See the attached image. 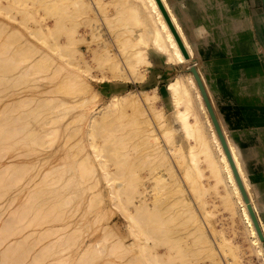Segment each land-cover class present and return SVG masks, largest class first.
<instances>
[{
	"label": "bare ground",
	"instance_id": "bare-ground-1",
	"mask_svg": "<svg viewBox=\"0 0 264 264\" xmlns=\"http://www.w3.org/2000/svg\"><path fill=\"white\" fill-rule=\"evenodd\" d=\"M2 1H5V0H2ZM6 1H8V0H6ZM126 1L124 0L123 2H126ZM222 1H224L225 4H227L226 6L229 8V11H230V14L229 13L226 14L227 16L230 15L229 18H227V16L225 15L226 18L228 19L227 20L228 23L226 22L227 25H225L224 28L221 27L218 30L217 27H216L215 30L208 31L203 26L206 25L207 23H209V20L212 21L213 23H215L216 25L219 24L220 14L222 12V7H221L220 3H223ZM0 2H1V0H0ZM123 2H122V0H27L26 4L28 3V5L25 4V6H27V8H26L27 11H28V9L30 11L29 15L31 14L30 15L31 17L33 16V18H35L37 20V22L39 21V23L42 26V27L40 26V28L41 29L43 28V31L42 30L41 31L38 30L39 32L36 31L37 34H33L34 38H38V40H40L39 37L42 38V34L44 33L43 34L44 37H45L44 39H46L47 42H50V43L54 44V45H50V44L46 43V40H45V42H43L44 44L42 43L43 45L47 44V46L45 45L46 48L48 47V45L53 46L52 49H50L51 47L50 48L48 47L47 49H50L51 51L55 50V53H53V54L57 53L56 56H58V58L60 57L62 59V61L60 63L61 65L59 66V68L62 69L61 72H64L65 70H67L68 73H66V75L69 74V72H70L69 78H68V76H67V78L70 80V82H71V80L74 83L77 82L76 83L77 85L76 84H74V85L81 87L82 91L85 88L83 93L86 91V89H89V87L92 85V83H91L92 80L96 79L97 82L102 80V77L97 76V74L95 75V73H94L95 66H94V63H93L95 60L94 61L92 60V59H96L98 61V58H100V56H105V58L107 59L106 60L104 57H101V58H104V60L107 61V62H104L105 64H103L104 66H102V68L105 67L106 64H107L106 67L109 65L107 68L113 67V66H115L116 68H119V69L121 68L124 72H122L119 69H117V70L120 71L122 76L125 74L126 77H123V79L125 80V78H126L125 82H129V81H134L135 78L137 80L138 79L141 80L143 78L144 74L142 72H140L141 69H140V71L137 70L138 69V65H136V63L142 62V60H140L142 58V56H143L144 59L147 57V55H146L147 53L146 52H147L148 48L145 47L144 43H146V45H147V42L149 41L148 43L150 44V40H151V43L153 42V45H155L156 48L154 46L153 47L157 50V52L161 51V52L164 53V57H163L164 61H165V58H166L165 55H166V53H168L167 54L168 58L171 59L172 62H174L176 64H179V65H182L184 67L185 64H188V62L195 61L194 58L197 57L196 54L198 53L199 49H203L204 50L205 48L209 47V48L213 49V51H215V52H217V49H221L224 52H233V53H235V51H236L235 43L237 41V37L243 36L247 32H250V34H252L251 30H250V24H249L250 20L247 18L248 19L247 20L248 24L246 25L244 23V20L241 19L243 17H247L245 15V11L248 9L247 0H200V1H198L200 6L211 15V16L208 15V17H207V14L205 12L203 13L199 8L197 10L198 12H195L194 14L191 13L189 11L190 10L189 9V5L187 3H185L184 0H128V3L127 2H126L127 4L125 3L127 5V8L124 7L125 4ZM8 3H10V0H9V2L0 3V5L2 4L0 6V8H2V6L4 7V4H6V6L4 8L8 9V6H7ZM111 6H112V8H111ZM134 7H135V9H133ZM130 8L132 9V11H134V10L137 11L138 21H137V19H135L136 22H134L133 17H131L133 14L131 13L132 11H130L131 10ZM223 8H225V6ZM228 8L225 9V10L227 11ZM2 9H0V11L2 12V14H0V15H2V16L7 15V17L9 15H10V17L13 16L12 14H9V15L7 14V13H9L7 11H9L10 9L9 10H5L4 9L5 11H3ZM181 10L182 11L186 10V13L182 14ZM27 11H25V12H27ZM3 12L5 13V15H4ZM129 12H130V16H129ZM223 12H225V11H223ZM234 13H238V14L236 16H234ZM248 15H249V13H248ZM221 16L224 17L223 15H221ZM13 17L10 20H12ZM27 17L29 18V16H27ZM29 19H28V22H29ZM131 19L133 20L132 22H131ZM222 19H224V18H222ZM13 20H16V19H13ZM10 22H12V21H10ZM189 22L193 23V24H197L199 32H197L196 35L192 34L190 29H188L187 24ZM1 23H3V22H0V25L2 26ZM8 24H9V22H8ZM37 24L35 23V26H37ZM5 26L7 27L6 24L3 27H0L1 29H3V31H1V29H0V31H1L0 33H2L3 36L7 32L6 29L9 28L8 27V28L5 29ZM23 26H25V25H23ZM28 29H26V30H28ZM35 29H36V27H35ZM4 30H5V33H4ZM13 30H14V28H13ZM17 30H14L17 37L16 36H15L16 38L14 37V31H13V35L10 36L11 39H13V37L15 39H18V35L17 34H21V33L18 32ZM8 32H10V31H8ZM8 32H7V34H8ZM11 32H10V35H11ZM31 32L35 33V31H31L30 30V33ZM40 32H43V33L41 34ZM32 33H31V35H32ZM38 33H39V35H38ZM35 35H36V37H35ZM21 36H22V34H21ZM21 36H19V38ZM5 37H7V35ZM130 37L132 38V40L129 39ZM42 41L43 40L41 39V42ZM97 41H99V43H100L99 46L96 43H95L96 45H94V42H97ZM132 41H136L135 44ZM137 41H139L140 43H143L142 48H144V47L147 48L146 51L143 50L146 54L141 51L142 48L139 49L141 44L140 43L136 44ZM128 45H129V47H133L131 45H135V46L137 45L138 47L136 46V48L139 49V50L138 51L135 50V52L137 51L139 53V55L141 53H143V54H145V57H144L143 54H141L140 55L141 58L140 59L137 58L139 60V62H133L134 61L133 59H135V61H137L136 57H138L139 55L135 56L133 58L131 53H130L131 48H129ZM202 46H204L205 48H202ZM54 47H55V49H53ZM133 48L135 49V47H133ZM0 49H1V47H0ZM211 49H209V50H211ZM1 51H4L3 48H2ZM46 52H47V50H46ZM132 52H134V50ZM135 52H134L133 56L135 55ZM46 54H44L45 56H43L45 58L42 57L43 58L42 59L43 62H44L45 59L48 60V57L51 58V56H52V55L49 56L47 54L48 55V57H47ZM160 54L162 55V53H160ZM168 58H167V60H168ZM61 59H59V61ZM146 59H145V63L147 62ZM42 61H41V63H42ZM48 61H46V63ZM52 61H54V59ZM211 62L213 63V62H215V60H212ZM145 63H141V64L144 65ZM193 63L195 65V62H193ZM99 64H100V62H99ZM141 64L139 63V65L142 68ZM147 64H150V62L146 63V65ZM4 65H6L5 67H7V65H9V64L4 63ZM51 65H52V63H51ZM168 65H169V63H168ZM97 66H98V64H97ZM201 66L202 67H206V65L203 66L202 64H201ZM115 67H113V68H115ZM56 68L58 69V66ZM148 68L149 67L147 66V68H145V69L147 70ZM201 70H203V69H201ZM204 71L206 73V70H204ZM71 72H72V74H75L74 77H73L74 79L71 78L73 76L71 74ZM58 73H59V71H58ZM63 76L66 79L65 74H63ZM115 76H117V75H115ZM187 76H188V74H187ZM117 77H119V76H117ZM183 77H181L179 75V77H177L178 79L176 78L177 80L175 82H172L171 84H169L170 85L169 86V90L178 99V100H174L177 103L175 108L176 107L178 108L177 105L181 104V103H179L181 100H186L188 98V102H190L191 100H193V101L196 100L195 98L198 96L197 92H196V88H194L195 89L194 90L192 85H191L193 83V82H191L193 79L191 80V78H189V80H188V77H186V80H185V77L184 78ZM207 77H208L207 83L211 86L212 89H215V91L218 93V95L220 97H222V95H224V94L222 93V91L220 90V88L218 86L217 79L214 77V75H212V73L210 71L207 73ZM92 78H94V79H92ZM104 78L105 77L103 76V79ZM120 78H122V77L120 76ZM75 79H76V81H73ZM69 80H66V82H65L62 79V81L65 82L68 85H69V83H68ZM199 80H200V77H199ZM65 83H63V84L66 86ZM194 84L196 85V83H194ZM198 84L200 86L199 82H198ZM74 85L71 84L69 86L71 88ZM202 86H203V84H202ZM204 86H203V88H204ZM74 88H76V87L74 86ZM200 89H201V87H200ZM204 91H205V88H204ZM155 92H156V90H155ZM87 93H89V92H87ZM205 93H206V91H205ZM206 95H207V93H206ZM203 96H204V94H203ZM114 97H115V100L112 99V101H110L109 104H107L106 106L100 108L95 113H92L90 121L93 124V129L91 128L92 127L91 124H90L91 127L88 125V128H90V130H92L93 132L94 131L96 132L97 129H98V126H100V125L102 126L104 124L103 127H101V126L99 127V129H100V130L98 129L99 132L101 131L100 133H105L103 131H106V132L109 133V131H111L110 135H112V133L114 135V133H116V130H117L118 127H116V130H115V127L112 126L113 124L111 125L112 121L115 122L114 119L117 118V117L121 118L120 115H122V119H125L126 115L123 117L124 113L122 114V111L128 110L127 112L125 111L126 114H127V117L130 114L129 116L133 120H135L134 123H135L136 126L132 125L134 123H132L133 120L131 121V118L130 119L126 118L125 120H127V119L130 120L131 125L128 123L129 122L128 120H127V123L129 124V126H132V127H129V126L127 127V125H126L128 130L127 131H125V130L123 131L120 128L123 125L122 124L123 122L121 120L117 119L118 123L120 121L122 122L120 127L118 128L119 131L117 130V132H119L121 134V132L123 131L125 133L124 136L126 137V140L129 139L131 137L130 135H132L133 133L134 134L137 133L136 135H138V136L140 134V136L143 137V139L139 138L140 136L137 137V138H139L141 140H146V141H144V143H145L144 146L146 147V149L142 146L143 142H141L142 143L141 146H142V148L144 150H146V151L148 150V153L150 152L149 155L151 157V161L152 162L150 160L149 161L151 162V165L153 166V169H151V173L154 172V171L155 172H154V174H151L153 177H150L151 175H149V177L151 178L149 180H151V182H147L146 183L144 181L145 179L143 180L144 181V185H142L143 182H142V184L141 183L139 184L140 179L139 180L136 179V180L139 181L138 184L140 186L137 185L140 188L139 190H141L144 187L140 191V195L138 194L140 196L139 197L140 198L139 202H135L136 200H134V201L132 200V198H131V196H132L131 194H133L132 190L129 191L131 194L128 193V195H126V197H128L130 195V197L127 198L128 201L126 202L125 194H127L126 190L128 191V189L127 188L123 189V187H126L127 185L126 186H122V189H123L122 190L121 186H118L115 183H113L114 182L113 179L111 180L110 178H109V180L105 179V180H108L107 182H109V184H106V185L110 186V187L108 186L107 189L108 190H109V188L111 189L110 192H109L111 195L110 194L109 195L111 196V198L114 199V201L119 199L118 200L119 201L118 204L122 205L125 202L126 203H128V202L131 203V204H127V205H129V207H127V208H125L124 205H122V207H121V205L118 206V204H115V203H117V201H115V203H114L118 207H121L119 209L116 207L117 210L124 209L123 211L122 210L120 211L121 213L123 212V214H124V212L126 213V211H127L128 215L127 214L124 215L125 218L127 217V221L130 222V224L127 223V225H131V221L135 223V220L137 221V219L140 218L141 220H143L144 223H142V221L140 219H138V220H140L141 223L137 222L140 225L139 224L137 225V223H135L136 224V226H135V224L132 223L133 226H135L138 230H144V231H146V233L149 232L148 233L149 235L151 233H153V234L154 233H160V231L163 230V232L161 231L162 234L160 233V235H162L163 237L159 236L160 237V239H159L158 235H157V237L153 238V239L154 240L158 239V241L162 242L163 244H165L167 242L166 244H167L168 247L166 248V251L162 252V251H159L158 247L155 248V246H159L162 243L159 244L160 242H158V241H156V243H155V241L152 240L153 241L152 242L153 244H152L151 243V238H150V236L152 234L149 236V239L146 238V239H143V240L141 239L140 240L141 237L138 236L140 234V232H138L139 233L138 234L136 232L135 228H134L135 229L134 232H131L132 229H129V231L131 230L130 233H133V235H131V236H133V239H134V236H136L137 234L138 235L136 236V238L139 237V239H136V238L134 239V241H133V243H135V244H133V246L135 245L134 247L130 246V245H127L125 238L122 237V235L117 230L112 228L110 223H108L104 227L101 224H100V226H97L96 231H101V228H100L101 226H102V230H103L100 233L101 235L98 236L97 240L95 239L93 242H90L89 244L84 245V246H83V242L84 241L81 240L82 244H78L79 243L78 241H80V240H78L77 238L80 237V236H78L76 230L69 231V232H63L62 229L63 228H68V227H72V228L78 229L77 225H80L81 224L80 222H82L83 219L81 221H78V222L77 221L76 222L75 221L74 222L73 221H69L70 219L69 220L67 219V222L65 221L64 224H63V221L61 222L59 220L62 224H60V223L57 224L56 222L58 220L56 221V219L57 218L59 219L60 216H63L64 214L61 213L62 212L61 211L60 213H58V216H56L57 218L53 216L54 215L53 213H55L56 211L57 212L60 211V209L58 208V205H56L57 206L56 208L54 207V203L53 202H55L56 196H60L59 197L60 198L59 201L58 200L56 201L57 204L59 202V207H61L64 210H67L64 207H66V205H68V204L65 203L66 205L64 206V204H63L64 202L62 203L61 200L65 201L67 199L64 196L65 194H68L66 190H68V189L70 190V187L75 185L73 183L75 181L72 182L73 184L71 186L68 185L69 186L68 189L63 190L64 189L63 186L66 183H68V181L65 180L66 177L63 178L64 175L62 177V175L59 173V177L61 176L64 179V180L61 179L62 182L64 181L63 183H65V182L66 183L62 184V185L60 184L59 189H58L59 192L56 193L55 198H53V196H52L54 193L52 195H50V197H47V198L44 197V196H47L45 194L41 198L40 201H43V199L46 198L48 201L45 200V202H47L46 204L48 206L46 207V205H44V203H45L44 202V203H42L44 205V207H43L44 209L42 207L38 208V205H40L41 202H40V204H37V202H39V201L36 202V198L38 199L37 196H39L37 194V191L39 189L40 190L42 189V191L39 190L38 193L39 192L40 193L41 192L44 193V191L46 190L44 188H46V185L49 183V180H48V177H47V173H44L39 178L38 181L36 180V182H39V183L41 182L42 183L44 181L45 184L47 183L45 185V187H43L44 185L41 184V185H43L42 186L43 188H41V187L39 188L38 186H40V185L35 184L34 190H31L29 192L27 198L25 199L26 202L23 201V203H25V204L30 203L29 206H32L33 212L31 214L34 213V216L32 217V219H30V218H29L30 220L28 219L29 213L31 212V209H29L30 207L27 205L28 206V208H27L28 210L27 211L29 212V213H27V215H28L27 219L29 220L28 222L24 221V220H26L25 219L26 218L25 217L26 213L24 211V215L23 214L21 215V213H22L21 212V213H18L19 214L18 217H13L9 222L6 221V223L8 222L10 225H12V223H14V225L6 227L8 225V223L6 224L4 222L5 224L3 225L4 226L3 229H2V227L0 228V240H1L0 242H3L4 240L6 241L7 237H8V239H10L14 235H19V239H17V238L14 239L16 241H12L11 240L15 244L12 243L10 240H8V241H10L9 245L7 244V241H6L7 245L5 244V241L3 242L4 244L0 243L1 245H6L5 246V250H6V247H7V249H9V250H6V252H4L5 251L4 248L1 250V252H0V262H1V264H24V262L27 260V256H29V253L31 251H32L31 253H33L34 251L36 253V250H35L36 247L32 248L33 247L32 243L33 244H35V243L36 244L37 243H41L42 244V243H44V241L46 239H50L49 237H51V236H52L51 240H49V241L47 240L48 242L44 243V246L41 249V251L40 250L38 251V253H40V254H37V256L35 255L32 260L30 259L31 256H29L28 258L31 261H30V263L27 262L25 264H36V263L37 264L38 263L42 264L44 259H46L48 254H50L51 252H52L51 255H53V256H51L52 260H49L47 263L45 261L44 262L45 264H66L67 260H70L71 256H73V255L75 256L76 255L75 253H77V252H78L77 255L79 257V261H77L78 259H76V261H75L76 263H74V264H79V263H81L80 261L87 262L88 259H90L91 257H95V259L97 257V259H99V256H101V260H102V259H104V258H102V255L105 256V254H103V252H102V245H103V247H105L104 250H107L106 253L109 252L110 254L108 253V255H110V256L112 255V257H114V256L115 257H125L126 255L129 256L135 250L138 251L140 249L139 251H142L143 250L142 248H144V250L142 251L143 253L141 252L142 254L140 253L141 254L140 256L145 258V259H141V261L142 260L143 261L146 260L147 261V262H145L146 264L147 263L148 264H192V262L189 260V259H192L191 257L195 258L196 262H198L200 260H203V259H209L210 260V264H219L218 261H217V257H216V255H218V254L215 253V251H214L215 249L210 244L211 243L210 239H208L210 237H208L207 236V232L204 231V229H206V227H203L204 229L202 228L203 225L204 226H206V225L204 223H203V225L199 224L200 223L198 221V220H200L198 218L199 216L198 215L195 216V214L197 212L195 213V212H193L194 210H192L193 207H194V206L192 207V205H194V204L190 203L188 201V199H187L188 198L187 197L188 196L187 193L189 192L188 191L189 189H186V187H185V185L190 187L189 185H192L193 182H194L193 177L196 175L195 174V172L197 170L196 166L201 162L200 158H197V157H200V156H198V154L201 151H203L202 147L205 148L204 151H207V153L205 152L206 153V156H205L206 160L210 164L211 169L215 173L217 178H221L222 177L223 181L225 183L227 182V180L230 181V183H232L233 190L230 188L232 190L231 194L233 195V197L235 195L237 203L240 204V207L243 209L244 215H245L246 219L248 220V222L251 225V230L250 231H251V233H252V235L254 237L253 243L256 245L257 251L259 250L258 252L259 253L261 252L260 254H262L263 253V249H262L263 245H262L261 241L264 240V236H263L264 233L262 234L261 231L263 230V232H264V221L260 218L259 212L260 211H264V205L263 204L260 205L261 204L260 203V196L264 193V188L262 186L260 187L259 183L256 182L257 181L256 177L248 171L247 165H246V158H245V156H243L241 148H239V146L232 139V137H230V136H229V138L227 137L228 138L227 139L228 143L226 145L225 141H227V140H226L225 137L228 136V135L226 134V136L224 137L223 134L226 132V129L221 130L222 127H220V124H219L220 122H218L217 118H216L217 124L219 126L221 135L223 136V139H224V143L222 142L224 149L222 148L219 151V152H221V153H219V155L216 154L217 152L214 149H215V147H217V149H218V145L219 144L221 146V142H220L221 137H220V134L218 132V129H217L215 123H214V125L216 127V130H217L218 134H216V130H214L213 129L214 127H212L214 125H212L211 121L208 120L209 118L212 117L211 113L209 114V115H211V117L208 116L209 117L208 118L206 113H205V111H204V113H205V115L207 117V118H205L204 115H203V112H202L203 108L197 107V106H199V105L196 104V101H198V100H196L195 103L192 101L193 103L191 102L190 105L195 104L197 109L198 108L201 109V112L199 111L200 114L197 112L196 122L195 123H190L189 120H188V113L191 110H189L188 107H186L187 109L184 108L185 109L184 111L178 110L180 108H178L177 110L173 108L175 110L174 113L180 118V120H179L180 124L182 123L181 126H183V128H184L183 132L185 130L187 131V132L185 131L187 133V135L185 133H183V134H185L184 136L191 137L192 135H188V134L190 133L189 129L192 128L191 129V133L194 130L199 133V134H197L198 137L200 136L199 140H198V143L200 145H202V147H200L201 151L200 150H199L200 152L197 151L198 154H196L195 151H193L194 153L192 151H190L188 153V151H187L188 155H190V158H188V160L186 159L185 164L186 165L188 164V165L183 168V166L185 164L182 161L184 160L183 157H185L184 156L185 152H184V154L181 152L183 154V157H182V155L178 152L180 148H178V149L174 148V145H175V143H173V136L174 135L171 137L172 138L171 139L169 137L170 136L169 134L172 135V133H170V132L171 131L174 132L175 130L174 129H168L167 125L164 123L165 121L163 122V120H162V122H161L160 119H159V118L162 119L164 115L162 117H159L161 115V113H158L159 112L158 110L156 111V109H153L154 107L151 108L152 105L149 104V102H150V100H152L151 103H153L154 100L152 99V96L150 95V93L147 94V93L144 92L143 94H141L140 92H135L133 90H127V92H125L124 94L116 95ZM207 97H208V95H207ZM208 99H209V97H208ZM261 99L264 100V92L262 94ZM201 100H203V99H201ZM174 101L172 102V104L174 103ZM200 101H199V104H201ZM203 101L206 102V100H203ZM203 101H202V103H203ZM186 102H187V100H186ZM186 102L182 101V103L186 104V106L189 105V103L187 104ZM206 105H207V103H206ZM173 106H174V104H173ZM192 107L196 108L193 105V106H190V109H193ZM211 107H212V105H211ZM187 110H189V111L187 112ZM212 110H213V108H212ZM209 112H210V110H209ZM213 112H214V110H213ZM117 114L119 116H116L114 118L113 116H115ZM1 115H3V113H1ZM214 115H215V113H214ZM189 116H190V114H189ZM109 119H112V121L110 120V123L108 121ZM212 120H213V118H212ZM105 121L106 122L108 121V124H106ZM136 121H137V124H136ZM213 122H214V120H213ZM109 124L111 125L110 126L111 128L112 127L114 128V129L112 128L113 131L115 130L114 132H112L111 128H110L109 131H107L109 129V127L107 128L106 126L109 125ZM125 124H124V127H125ZM118 125L119 124H117L115 126H118ZM137 125L139 127L138 130H137V128L133 129V127H137ZM164 125H166V128H165ZM68 126H70V125L68 124ZM94 126H96V128H94ZM221 126H223V125L221 124ZM66 128H68V127H66ZM103 128H106V129H103ZM130 128H132L134 131L135 130L136 131H140V133L139 132H131L132 129H130ZM94 129H96V130H94ZM90 130L88 131L89 132V136H90V134L92 132V131L90 132ZM263 130L264 129L260 128L258 132L260 133ZM222 131H225V132L222 133ZM193 133L195 134L196 132H193ZM134 134L132 135L133 139H134V137H136V136H134ZM260 134H262V133H260ZM107 135L108 134L106 133L104 135V137L102 136V134L100 136H102V140L108 141V140L105 139V136H107ZM110 135L107 136L108 139L112 137ZM117 135H119V134L117 133L115 135L116 138L114 137V140H113V138H111L114 141L115 144L114 143H112V144L110 143V142H113V141H110L111 139L108 141L111 145L110 144H106V143H104L105 141H103L102 147L107 145L108 148L107 147L105 149L102 148L101 150L104 151L106 149H109V147H111V146L114 147V145L116 147L117 146L116 144L118 142L121 143L120 141H125L124 140L125 137L122 136L123 134H121V136L119 135L120 137L117 136ZM217 135H219L220 139L217 137ZM94 136L96 137V135H94ZM91 138L93 140V137H91ZM119 138L121 140H117ZM186 139H187V137H186ZM129 141H130V139H129ZM140 141L137 143V144H139V146L138 145L136 146V142L134 141L135 142L134 143L131 140L130 142L134 143V144L133 143L131 144L129 142L133 146L132 149H134L135 148L134 146H136L135 150L136 149L139 150L141 148ZM162 141L165 142L164 144H166L168 147L165 145L166 148H164L161 145ZM221 141H222V139H221ZM104 144H106V145H104ZM126 144H128V142L123 144V145H126ZM130 144H128V145H130ZM187 144H190V143H187ZM123 145H122V148L127 149L128 146L126 145L127 147H123ZM185 145H186V143H185ZM191 145H189L190 148L194 144L192 146ZM119 146H121V144H119ZM137 147H139V148H137ZM168 148L170 150V153H168V151H167ZM93 149L96 150L95 148H93ZM192 150H194V149L192 148ZM128 151L130 153V150H128ZM97 152H100V153H98V155L103 153V152H101L99 150ZM104 153L108 154L107 152H104ZM148 153H146V155H145L146 159H148L147 158ZM187 153H186V155H187ZM170 155L172 156V158H171ZM94 156H96V155H94ZM102 156L104 157L105 155H102ZM106 156H105V158H109V156L108 157H106ZM128 157L129 156L127 155V159L130 162V160H129L130 158H128ZM110 158H111V156H110ZM142 159L139 158L137 160V164L136 165H139L140 163L138 161L142 160ZM133 161L135 162L134 159H133ZM133 161L131 162V165H133V166H130V164H129V166L126 167V171L127 172H128V170L131 167H134V168L136 167V165L134 166L135 163H133ZM106 162H108V161H106ZM178 164H179L180 167L178 166ZM230 164H231L232 168H231ZM105 165L106 164H104V166ZM101 166H102V164H101ZM0 167H2V168H0V183H1L3 181V179L8 176V173L10 171L13 170V172H16L15 169L19 168L20 166L15 165L14 163H11V164H8V165L5 166V163L0 162ZM67 167H69V166L67 165ZM75 167H77V166H75ZM178 167H179V170L181 169V171H182L183 182H182V180L180 181V178L178 177L179 174L177 175V173H176L177 172L176 168H178ZM134 168H132V170ZM149 168H151V167H149ZM1 169H3L4 175H2L3 173L1 172ZM53 169H55V168H53ZM60 169L61 168L59 167V171H60ZM65 169H67V168H65ZM69 169H72V168H69ZM50 170H51V167H50ZM52 170L50 172H52ZM77 170H78V168H77ZM107 170H105V171H107ZM55 171H53V172H55ZM69 171H71V170H69ZM116 171H118V170H116ZM129 171H131V169ZM136 171H137V169L135 170V172ZM5 172H6V174H5ZM63 172H65V171H63ZM115 172H113V173L116 174ZM67 173H68V171H67ZM108 173L110 174V172H108ZM108 173L106 172L107 176H108ZM133 173L131 175H133ZM69 174H70V172H69ZM69 174H68V176H70ZM80 174L76 175V176H78L79 179L81 180V178H82L81 176L82 175H80ZM129 174L130 173H128V175ZM234 174H235V177H236L238 183L236 182ZM73 175L75 177V173L74 172H73ZM66 176H67V174H66ZM114 176H116V175H114ZM121 176H122V174L120 175V177ZM59 177H58V179H60ZM71 177H69V178H71ZM69 178H68V180H69ZM138 178H140V177H138ZM116 179H118V178H116ZM80 180H78L77 185L79 184V182H82V180L81 181ZM127 180H129V179H127ZM58 181H60V180H58ZM98 181H100V180H98ZM130 181H131V179H130ZM242 181H243V185L241 183ZM94 182H96V181H94ZM125 182L127 183V181H124V184H125ZM133 182H135V181L133 180ZM91 184H93V183H91ZM95 184L97 185V182ZM85 185H86V183H85ZM128 185H130V184H128ZM232 185L231 186L229 185V186L232 187ZM88 186H89V182H88ZM244 186H245V189H246L247 192H245V190L243 188ZM35 187L36 188L38 187L39 189L37 188V191H36ZM65 187H66V185H65ZM105 187H107V186H105ZM132 187L133 186H131V188ZM131 188H129V189H131ZM78 189H80V188H78ZM107 189L105 191H107ZM192 189H193V193L196 196H198L197 199H199V197L201 198L203 189H200L199 186H193V185H192ZM75 190H76V187H75ZM83 190H84V188L82 190H80V191L84 192ZM88 190L90 191L91 189H88ZM136 190H138V188ZM161 190L162 191L164 190L163 191L164 195L162 194L161 197L164 196V198L166 197L167 199H171L172 198L171 199L172 201L170 203H168L169 201L167 199H163L164 200L163 201L161 197H158V194L161 195ZM240 190H241V192H242V194L244 196L245 201L243 200V197L241 195ZM122 191H124L125 193L122 192ZM55 192H57V190ZM91 192H93V191L91 190ZM157 192H158V194H157ZM191 192H192V190H191ZM249 192L252 195L251 199H250V196H249V199H248V197H247L248 195L246 194V193L249 194ZM76 193H77V190H76ZM78 193H79V191H78ZM137 193H138V191H137ZM57 194H59V195H57ZM61 194H63L62 196H64L62 199H61V197H62ZM189 194H190V192H189ZM71 196H73V195L71 194ZM77 196L78 195H76V197ZM94 196H96V195H94ZM94 196H92V197H94ZM100 196H101V193H100ZM136 196H134V198ZM169 196L171 198H168ZM82 197H81V199H82ZM92 197H91V199H92ZM102 197H103V195L101 196V198ZM227 197H226L227 201H230L229 196H227ZM97 198H98V196H97ZM129 198L131 199V201L129 200ZM53 199H54V201L52 202ZM84 199L87 200L88 198L87 199L84 198ZM122 199H124V200H122ZM135 199H137V198H135ZM68 200L69 199H67V201ZM94 200H95L96 204L99 205L97 203L98 201H96V198ZM138 200L139 199H137V201ZM88 201L91 202L89 199H88ZM123 201H124V203H122ZM132 201H133V203H132ZM34 203H36L37 206H35ZM25 204L24 205L22 204V206H26ZM77 204H79V203H77ZM251 204H252V206H251ZM90 205H91V203H90ZM127 205H125V206H127ZM234 205L236 206V203H234ZM71 206H70L69 210L72 209ZM201 206L204 207V203H203V205L201 204ZM23 208L26 209V207L18 208L19 212L23 211V210H20V209H23ZM57 208L59 210H55ZM248 209H249V211H248ZM64 210H63V212H64ZM98 210H99V208H98ZM134 210L137 213H135ZM140 210H141V213L139 212ZM15 211H17V210H15ZM91 212H93V211H91ZM14 213L15 212L13 211V214ZM73 213H74V211H73ZM105 213H107V212H105ZM252 213L255 216V218H256V215H257L258 220L260 221V224H261V229H260V225H259L257 219L254 220V218L252 216ZM60 214H62V215H60ZM100 214L101 213H99V215ZM133 214H134V217H133ZM55 215H57V214H55ZM136 215H137V217L138 216L139 217L137 218ZM250 215L252 217V220L254 222V225H255L257 231H255V229L252 227V221H251ZM15 216H17V215H15ZM83 216H85V215H83ZM97 216L98 215H96V217ZM22 217L23 218L25 217V218L23 220H21ZM63 217L65 218V216H63ZM96 217H95V219H96ZM105 217H106V215H105ZM143 217L144 218L146 217V218L143 219ZM200 218H201V216H200ZM23 221H24V224H21V223H23ZM25 222H26V224H25ZM44 222H46V223H44ZM53 222H55L56 224H53ZM201 222H204V221H201ZM15 223L16 224L20 223L21 225H27V228L25 230L20 231V230H18L19 226H17ZM29 223L33 224L34 226H37V227H41L43 225V223H44V225L45 224H47V225L48 224H52V225L46 227L44 230H41V228L43 226L40 229H38L37 227H36L37 228L36 229L33 226H30V228H31L30 229L29 228V225H30ZM35 223H36V225H35ZM145 223H146V226L148 225L147 227L145 226ZM170 223L172 224V226H169ZM14 226H15V228H14ZM64 226H66V227H64ZM126 227H129V226H126ZM155 227H157V229ZM142 228H144V229H142ZM28 229H30V230L28 231ZM26 230H27V232H25ZM158 230H160V231H158ZM135 232H136V235L134 234ZM170 233L172 234L171 236H170ZM257 233H258V235H257ZM144 235H147V234H144ZM166 235H168L170 238L171 237L172 238L170 239L168 236L165 237ZM119 236H121V237H119ZM20 237H22V238H20ZM144 237H146V236H143L142 238H144ZM31 238H32V240H31ZM106 239L109 242H106ZM260 239H261V241H260ZM30 241H33V242L31 243ZM74 241H75V243H74ZM144 241H146V243H144ZM148 241L150 242L149 246L147 244ZM219 241H222V240L219 239ZM157 242H158V244H157ZM154 243L156 245H154ZM11 244L13 245V247H12ZM36 244L34 246H37ZM142 244L143 245L147 244V245H146V247H141ZM218 245H219V247H222L221 244H218ZM8 246H10V248H8ZM38 246H40V244ZM70 246L73 249H71ZM162 246H164V245H162ZM30 248H31V251H30ZM54 248H56V249H54ZM74 249H76L75 252H70L69 251V250L73 251ZM221 249H223V247ZM46 253H48L47 256H44V255H46ZM63 253H65V254H63ZM30 255H32V254H30ZM43 257H44V259H42ZM49 257L50 256H48L46 260H48ZM132 257L135 258L136 255L132 256ZM132 257H131V259H134ZM92 259H94V258H91V260ZM126 259H127V257H126ZM138 260H140V259H138ZM41 261H42V263H41ZM71 261H74V260L72 259V260H70V262ZM105 262L107 263L108 261H105ZM110 262H112V261L110 260ZM125 262H126V260H125ZM131 262H132V260H130V262L127 261L125 264H133ZM72 264H73V262H72Z\"/></svg>",
	"mask_w": 264,
	"mask_h": 264
},
{
	"label": "rangeland",
	"instance_id": "rangeland-1",
	"mask_svg": "<svg viewBox=\"0 0 264 264\" xmlns=\"http://www.w3.org/2000/svg\"><path fill=\"white\" fill-rule=\"evenodd\" d=\"M22 1L23 0H10V3L12 5L10 3H8V5H7L8 9L4 8L7 3L4 4V7L2 6L3 9L0 8L3 11L10 9L9 11H7V12H9L7 14L8 15L12 14L14 16V17L13 16L10 17V15H9L8 16L9 18H8L7 15H5V13L3 12L4 15L7 18L5 16L0 15V22L4 23V24L1 23L2 26L0 25V27H3L6 24L7 27L5 26V29L9 27L8 29H6L7 32L8 31L11 32L13 30V28H14V30L18 29L17 31L22 34V36H21V34H17L18 35V39H15L17 36H16L15 31L13 30L14 31V37L15 36L16 37L15 38L13 37V39H11L10 36L13 35V31L11 32V35H10V32H8V34H7V32L5 33V30H4V33H5L4 36L2 35V33H0V47H1V49H0V52H1L0 53V162L5 163V166L8 165V164H11V163H14L15 165L20 166L19 168L15 169L16 172H13V170L10 171L8 173V176L5 177L3 179V181L0 183V228L2 227V229H3V227H4L3 225L6 223V221L9 222L13 217H18V215H19L18 213L22 212L21 215L22 214L24 215V211L26 213L25 214L26 218L24 217L26 220H24V221L28 222L30 219H32V217L34 216V213L31 214L33 212L32 206H29L30 203H28V204L23 203V201L26 202L25 199L27 198L29 192L31 190H34L35 184L40 185V186H38L39 188L40 187L41 188L45 187V185L47 183L45 184L44 181H43L44 183L43 182L39 183V182H36V180L38 181L39 178L44 173H47V177H48L49 183L46 185V188H44V189H46L45 191L43 190L44 193L43 192H41V193L39 192L40 193L39 194L38 191L40 189L37 187L39 189L37 191V188L35 187L36 191H37V194L39 195V196H37L39 200L36 198V202L39 201V202H37V204H40V202H41V204L38 205V208H40V207L43 208L44 205H46V207H47L48 205L46 204L47 202H45V200H47L46 198L50 197V195H52L53 193L54 194L52 196H53V198H55L56 193L59 192L58 189H59L60 184L62 185V184L66 183V182L63 183L64 181L62 182L61 179L66 177L65 180H67L68 183H69V184L68 183L65 184L66 187H65V185L63 186L64 187L63 190L68 189L69 186H71L74 183L75 185L71 186L70 190L69 189L66 190L68 194L64 195L69 200L68 201H67V199L65 201L61 200L62 203L64 202L63 203L64 206L66 204H68V205H66V207H64L68 211L62 209L61 207H59V202L57 204L56 201L57 200L59 201V199H60L59 197L60 196H56L55 202H53L54 199L52 200V202L54 203V207L55 208L57 207L56 205H58V208L60 209V211H58V212L56 211L57 213L55 212V213H53L54 215L53 214L52 215L54 217H56V216H58V213H60L61 211H62L61 213L64 214L63 216H65V218L63 216H60L62 214L59 215L60 216L59 219L56 217L57 218L56 221L57 220L58 221L57 222L55 221V222L57 224L58 223L62 224L61 223L62 221H63V224H64L65 221L67 222V219L68 220L70 219L69 221H73V222L74 221L78 222V221H81L83 219V221L80 222L81 224L82 223L83 224L82 225L81 224L77 225L78 229H75V228H72V227H68V228H63L62 229L63 232H69V231L76 230L78 236H80V237L77 238L78 240H80V241H78L79 242L78 244H82L81 240L84 241L83 242V246L89 244L90 242H93L95 239L97 240L98 236H100L101 235L100 233L103 231L102 230V226L104 227L108 223H110L112 228L117 230L122 235V237L125 238L127 245H130V246H133V244H135V243H133V241L136 238V236L139 234L138 232H140V234L138 235L139 237H141L140 240L141 239L143 240V239H146V238L149 239V236L151 234H152L151 235L152 237L150 236L151 243L153 242L152 240H154L153 238H156L157 235H158V238L160 239V237L162 236V235H160V233H161V231L163 232V230H161V231L158 230V231H160V233H154V234L151 233L149 235L148 234L149 232L146 233V231L138 230L135 227L136 226L135 223L140 222V220H141L140 218H138L139 216L137 217V215H136V217L138 219H140V220H138V219H137V221L135 220V223L131 221V225H127V223L130 224V222L127 221V217L125 218V216H124L126 214L128 215L127 211L125 210L126 213L124 212V214H123V212L121 213L120 211L121 210L123 211L124 209L117 210V208L118 209L121 208L122 205H124L125 208L129 207V205H127V204H131V203H129V202L126 203V202L128 201L127 198L130 197V195L128 197H126V195H128V193H130L129 191H131V190H132V193H133V194L130 193L132 195L131 196L132 200L133 201L136 200L135 202H139L140 201V198H139L140 197L139 196L140 195V191L144 188V187L143 188L141 187L142 189L139 190L140 189L139 188V186H140L139 184L140 183L142 184V182H143L142 185H144V181L146 183L147 182H151V180H149V179H151L150 177H153L151 174H154V172H155L153 170L154 172L151 173V169H153V166L151 165L152 161H151V157L149 155L150 152L148 153V150L146 151V150H144L142 148V146H143L146 149V147L144 146V144H145L144 141H146V140L139 139V138L143 139V137H141L140 134H139V136H140L139 137L138 135H136L137 133H135V134L133 133L134 136H136V137H134V139H133V136H132L133 134L130 135L131 136L129 138L130 141L131 140L133 142L135 141L136 142V146L137 145L139 146V144H137V143L140 140H141L140 141V146L142 145L141 142H143V145L141 146V148L139 150L138 149L135 150L136 146H134L135 148L132 149L133 146L131 144L133 142H130L129 139H127L128 140L127 141L126 137L124 136L125 133L123 131L124 130L127 131L128 130L127 127L129 126V124L131 125L130 120H128V119L131 118L129 116L130 114L128 115V117H127V114H126V112L128 110L122 111V114L124 113L123 117L126 115L125 119L128 118L127 120L129 121L128 122L129 124L127 123V120L122 119V115H120L121 118L120 117L115 118L116 116H119L118 114L113 116L115 118V119L113 118L115 120V122L112 121V119L108 120L109 123H110V120L112 121L111 125L113 124L112 126L115 127V130H116V127L119 128L121 123L123 122L122 123L123 125L120 128L123 130L122 131L123 133L121 132V134H123L122 136L125 137V139H124L125 141H120L121 143L118 142L119 144H121V146H119V144L116 142L117 146L115 147V145H114L115 143L113 141L114 137H115V135L117 133L121 136V134L119 132H117V130L119 131L118 128L116 130V133H114V135H113V133H112V135H110V133H111V131H109L110 128H111L110 124L106 126L107 128L109 127V129L107 130V131H109V133L106 132V131H103L105 133H100L101 131L99 132V130H100L99 127L101 125L99 124L100 126H98L97 125L98 123L96 125L98 126L99 130L97 129L96 132L95 131L93 132L92 130H90V128H88V125L90 126V124H91L92 127L91 126L90 127L93 129V124L90 121L92 113H95L100 108H102V107L106 106L107 104H109L110 101H112V99L115 100L114 96L120 95V94H124L125 92H127V90H133L135 92H140L141 94H143L144 92L147 93V94L150 93V95L152 96V99L154 100L153 103H151L152 100H150V102H149V104L152 105L151 108L154 107L153 109H156V111L157 110L159 111L158 113H161V115L159 114L160 115L159 117H162L164 115L162 119L161 118H159V119H160L161 122H162V120H163V122L165 121L164 123L167 125L168 129H174L175 130L174 132L173 131L170 132V133H172V135L169 134L170 135L169 137L171 138L174 135L173 136V143H175L174 148L175 149L176 148L177 149L180 148L178 152L182 155V157H183V154L185 152V154H184L185 157H183L184 160L182 159L183 160L182 162L185 164L186 159L188 160V158H190V155H188V153L190 151H192V152L195 151L196 154H198V152L201 151L200 147H202V145H200L198 143V140H199L200 136L198 137L197 134H199V133L197 131H195V130L192 131V133H191V129L192 128L189 129L190 133L188 134V135H192V136L191 137L184 136L185 134L187 135V133H186L187 131L185 130L186 132L185 131L183 132L184 128H183V126H181L182 123L180 124V121H179L180 118L174 113V111H175L174 109L177 110L178 108H180L178 110L184 111L185 110L184 108L188 107V109L191 110V111L187 110V112L189 111L188 120H189L190 123H195L196 122L197 112L198 113H199V111L201 112V109H199L200 107L203 108L202 112H203V115H204L205 118H207L208 116L211 117V115H209L210 112H209V109H208V107L206 105V102L203 101V100H205L204 96L202 94V91L200 89L198 81H197V79H196V77L194 75V72H193V70H195L198 73V71H197L198 66L197 65L198 64H202L201 62L198 63V60H197L198 59V53L196 54L197 57L194 58L195 61H193V62H195V65H194L193 62H188V64H185V66L183 67L182 65H179V64H176V63L172 62V60L168 58V55H167L168 53H166V52H165L166 53V55H165L166 58H165V61H164V58H163L164 57V53L158 50L160 53H162V55H163L162 56L159 52H157V50L155 49L156 47H155V45H153V42L151 43V40H150V44L148 43L149 41L147 42L148 46L146 45V43H144L145 47H147L148 50L145 47L142 48L143 43H140L139 41H137L136 44H139V43L141 44V46L139 45L140 46L139 49L142 48L141 51L143 53H145L143 50H145V51L147 50V52H146L147 54L145 53L147 55V57H146L147 59L145 58L146 61H147L146 63L150 62V64L146 65L145 59L143 58V56H142L143 59L140 57V55L143 54V53H141L139 55V53L137 52L139 50V49L136 48L137 45L136 46L135 45H131V46L135 47V49L133 47H129V45H128V47L131 48L130 53H131L132 57L134 58L135 56L139 55L138 57H136V59L137 58H139V59L141 58L140 60H142V62H139L138 59H137V61H135V59H133L134 60L133 62H139L140 64L141 63H145L144 65L141 64L142 68L139 65V63H136V65H138V69L137 70L140 71V69H141L140 72H142L144 74L143 75L141 73L143 75V78L142 79L140 78L141 80H139V79L137 80L135 78L136 80L134 79V81L125 82L126 78L124 80L123 77H126V76H125V74L122 76V74L120 73L119 70H121L122 72H124V71L121 68L120 69L116 68L115 66H113L115 68L109 67L110 68L109 69V68H107L109 65L106 67L107 64L105 65V67L102 68V66H104L103 64H105L104 62H107L106 61L107 59L105 58V56H100V58H98V61L96 59H92V60L96 61V62L95 61L93 62L94 66H95L94 73H95V75L97 74V76L102 77V80L100 79L101 81L97 82L96 79L92 78V79H94V80L91 79L92 80L91 81L92 85L89 87V89H86V91L83 93L85 88L84 89L82 88L83 89V91H82L81 87L76 86L77 82L74 83V82H72V80L70 82V80L68 79L70 72L67 75H66V73H68L67 70H65V71L63 70L64 72H61L62 69L59 68V66L61 65L60 63H61L62 59L60 57L58 58V56H56L57 53L53 54V53H55V50H53V51L50 50L53 47V46H50V45H54V44H52L50 42H47V40L44 39L45 37L43 35L44 34L43 32H40L41 34L43 33L42 34V38L39 37L40 40H38V38H34L33 34H37V32H39L41 30L43 31V28L42 29L40 28L41 24L39 23V21L37 22V20L35 18H33V16L32 17L30 16L31 14L29 15L30 11H29V9L27 11V9H26L27 6H25L27 0H24L25 2L24 1L22 2ZM123 1L124 0H122V2ZM2 2L3 3L9 2V0L8 1H6V0L2 1L1 0L0 3H2ZM126 2L128 3V0ZM126 2H123V3L125 4ZM222 2L223 3H220V5L222 7V12L220 14V20L222 22H224L225 24H227L228 23L227 22V20H228L227 18H229V16H230L229 15L230 11H229V8L226 6L227 4H225L224 1H222ZM254 2L256 4H254L250 0H247V4L250 3V8L251 9H253V8H255V10L264 9V1L263 0H261V1L260 0H258V1L255 0ZM252 3L254 5H252ZM126 4H125L124 7L127 8ZM26 5H28V3ZM224 6H225V8H223ZM247 7H248V5H247ZM111 8H112V6H111ZM227 8H228V10H227L228 12L225 10ZM133 9H135V7ZM25 11H27V12H25ZM130 11H132V9ZM223 11H225V12H223ZM131 13L133 14V15L131 14L132 15L131 17H133L134 22H136L135 19H137V21H138L137 11L134 10ZM227 13H229L228 14L229 16L226 15ZM0 14H2L1 11H0ZM221 15L224 16L223 17L224 19H222ZM225 15L227 16V18H226ZM27 16H29L30 19ZM129 16H130V12H129ZM12 17H13V19H16V20H13V19L10 20ZM247 18H248V16L241 18V19L244 20V23L246 25L248 24L247 20L249 19V18L248 19ZM28 19H29L30 23L28 22ZM133 20L131 19V22ZM10 21H12V22H10ZM221 21L219 22V24L221 23ZM8 22H9V24H8ZM35 23L36 24L38 23L37 26H35ZM249 24H250V21H249ZM23 25H25L26 27L23 26ZM35 27H36V29H35ZM26 29H28L29 31L26 30ZM30 30L31 31H35V33L31 32L32 33V35H31ZM250 30H251V33L253 34V30H252L251 26H250ZM1 31H3V29H1ZM6 35H7V37H5ZM38 35H39V33H38ZM19 36H21V37L19 38ZM35 37H36V35H35ZM41 39L43 40L42 42H41ZM129 39L132 40L131 37ZM45 40H46V43L50 44V45H48L49 48L51 47L50 49H47L48 47L46 48L47 44H45L46 46L43 45L44 44L43 42H45ZM132 42H134V44H135L136 41H132ZM95 43L98 46L100 45L99 41L94 42V45H96ZM2 48H3L4 51H1ZM45 49L47 50V52H46ZM53 49H55V47ZM133 50H134V52H135V50H137L135 52L134 56H133L134 52H132ZM260 52H261V54H264V48H261ZM46 53L49 56L52 55L51 58H49ZM44 54L47 55L49 61L47 59H45L44 62L42 61V59L45 58V57H43V56H45ZM145 54H143L144 57H145ZM101 57H104L106 60H104V58H101ZM52 58L54 59V61H52L53 60ZM167 58H168V60H167ZM59 59H61V60L59 61ZM41 61H42V63H41ZM46 61H48V62L46 63ZM219 61L226 62L227 59L216 60V62H219ZM99 62H100V64H99ZM4 63L9 64V65H7V67H5L6 65H4ZM51 63H52V65L53 64L54 65L52 66ZM168 63H169V65H168ZM97 64H98L99 67L97 66ZM57 66H58V69L56 68ZM147 66L149 67L148 68L149 70L145 69V68H147ZM117 69H119V70H117ZM202 69H203L202 71L199 70L198 75L200 77V80L202 79L201 83L203 84V86L205 85L204 88H205V91H206V93H207V95L209 97V100H210L211 99L210 98V88H211V86L207 83V80H208L207 73L209 72V70H208L207 67H203ZM204 70H206V73H205ZM58 71H59V73H58ZM62 73L65 74L66 79L64 78ZM186 73L188 74V76H187ZM71 74H72V72H71ZM72 75H71L72 77L71 76L70 77L72 79H74L73 77H74L75 74H72ZM115 75H117L119 77H117ZM179 75L181 77L184 76L185 80H186V77H188V80H189V78H191V80L193 79L191 81V82H193L191 85H192L193 89L196 88V92H197V95H198L197 97L199 99L201 98L203 100L200 99L201 100L200 101L196 97L195 99L198 100V101H196V100L193 101V100L190 99L191 101L188 102V98H187L186 99L187 102H186V100H181L179 102L181 104H178L177 105L178 108L177 107L175 108L177 103L174 100H178V99L169 90V86H170L169 84H171L172 82H175L178 79L177 77H179ZM220 75L222 76L224 81L227 83V80H226L225 76L222 75V74H220ZM67 76H68V78H67ZM103 76L105 77L104 79H103ZM120 76L122 78H120ZM62 79L65 82H66V80H69V82L67 81L69 83V85L76 84L74 86L76 88L77 87L78 88L76 89V88H74V86L70 88V86L68 84H66L65 82H63ZM73 81H76V79L73 80ZM63 83H65L66 86ZM194 83H196V85ZM155 90H156V92H155ZM87 92H89V93H87ZM173 101H174V103H173L174 106L172 104ZM182 101L186 102L187 104L189 103V105L186 106V104L182 103ZM192 101L194 103L196 101V104L199 105V106H197V107H199L198 108L199 110L197 109L195 104L190 105ZM199 101H200V103L202 105L199 104ZM202 101H203V103H202ZM210 103H211L212 108L214 110L212 99L210 100ZM193 105L196 108L192 107L193 109H190V106H193ZM204 111H205L207 117H206ZM1 113H3V115H1ZM214 113H215V110H214ZM189 114H190V116H189ZM215 115H216V113H215ZM216 118H217L218 122H220L219 123L220 127H222L221 130H224L225 127L221 123V121L218 119L217 115H216ZM117 119L121 120L122 122L120 121L118 123ZM132 120L133 119L131 118V121ZM208 120H210L211 124L214 125L212 117L209 118ZM108 121L107 122L105 121L106 124H108ZM134 121L135 120H133L132 123H134ZM137 121H136V124H137ZM68 124L70 126H68ZM117 124H119V125L115 126ZM124 124H125V127H124ZM221 124L223 126H221ZM103 125L101 127H103ZM126 125H127V127H126ZM132 125L134 126L135 123L132 124ZM166 125H164L165 128H166ZM66 127H68V128H66ZM129 127H132V126H129ZM212 127H214L213 128L214 130H216L215 125L212 126ZM94 128H96V126H94ZM134 128L135 129L137 128V130H138L139 127L137 125V127H133V129ZM88 129L90 130V132L92 131L91 132L92 135L90 134V136H89V132H88L89 130ZM103 129H106V128H103ZM113 129H112V132L115 131V130L113 131ZM130 129H132V128H130ZM133 129H132V131L131 130L130 131L131 132H139L140 133V131H136V130L134 131ZM94 130H96V129H94ZM193 132H196V133L194 134ZM224 132L225 131H222V133H224ZM226 132H227V130H226ZM226 132L223 135H224V137L226 136V134L228 135V136L225 137L226 140H227L230 135L228 134V132L227 133ZM106 133L108 135L112 136L111 138H113V140L111 138L108 139V137H107L108 135L105 136V139L108 140V141L111 139L110 141H113V142H110V143L111 144L114 143L113 145H114L115 148L111 146L112 148L109 147V149L104 150L106 147L108 148V146L106 144H110L108 141L102 140V136L104 137V135ZM183 133H185V134H183ZM93 134L96 135L97 138ZM101 134H102V136H100ZM216 134H218L217 130H216ZM119 135H117V136H119ZM91 137H93V140H92ZM137 137H139V138H137ZM186 137H187V139H186ZM217 137L220 139L219 135H217ZM117 140H121V139L119 138ZM103 141H105L104 143H106V144H104L106 146L103 145L104 147H102ZM127 142H128V144L131 143L130 145L126 144L128 147L126 145H123V144H125ZM220 142H221V146L222 147L219 144L218 145V149L219 150L217 149V147H215V149H214L217 152L216 154H218V155H219V153H221L219 151L222 148L224 149L221 139H220ZM225 142H226V145H227L228 140L225 141ZM164 143L165 142L162 141L161 145L164 148H166L165 147L166 144H164ZM185 143H186V145H185ZM187 143H190V144H187ZM191 144L192 145L194 144V145L192 146ZM122 145H123V147H127V149L122 148ZM189 145H191L192 147L190 148ZM93 148H95L96 150H94ZM102 148H104L103 149L104 151L101 150ZM137 148H139V147H137ZM192 148L194 150H192ZM202 149H203V151L205 150V148H203V147H202ZM98 150L103 152V153L98 155V153H100V152H97ZM128 150H130V153H129ZM167 151H168V153H170L169 148H168ZM187 151H188V153H187ZM203 151L200 152L201 154L199 153L200 155L198 154V156H200V157H197V158H200L201 162L196 166V168H197V170L195 172L196 175L193 177L194 182L192 184L193 186H199L200 189H203L201 198L199 197V199H197L198 196H196L193 193L192 185H189L190 187L185 185V187H186V189H189L188 191L191 194L190 195L189 192L187 193V195H188L187 199H188V201L190 203L194 204V205H192V207L194 206L192 210H194L193 212H195V213L197 212L195 214V216H197V215L199 216L198 218L200 220H198V219L197 220L200 223L199 222L198 223L202 224V225L204 223L206 225V226H204V225L203 226L201 225V226H202V228L206 227V229H204V228L203 229H204L205 232H207V236L210 237L208 239H210V242H211L210 244L215 249L214 250L215 253L218 254V255H216L218 263L219 264H264V259H263L264 258V255H263L264 254V240L261 241V239H260V241H261V243L263 245V247H262L263 253L260 254L261 252L259 253L258 252L259 250L257 251L256 245L253 243L254 237H253V235H252V233L250 231L251 230V225L248 222V220L246 219V217L244 215V212H243V209L240 207V204L237 203L235 195L233 197V195L231 194V191L233 190L232 183H230V181H228V180L225 183L223 181L222 177L221 178H217L215 173L212 171L210 164L206 160L205 156H206L207 151H204V152ZM104 152H107L108 154H106ZM146 153H148V156H147L148 159H146V157H145ZM186 153H187V155H186ZM94 155H96V156H94ZM102 155H105V156L107 155L106 157L109 156V158L111 156V158L110 159L109 158H105V156L103 157ZM127 155L129 156L128 158H130L129 159L130 162L127 159ZM138 157L140 159L143 158L142 159L143 161L139 160L138 162L140 164L138 163L139 165H136L137 164V160L139 159ZM171 158H172V156H171ZM133 159L135 160V162L133 161ZM105 160L108 161V162H106ZM131 160L133 161V163H135L134 166L136 165V167L135 168L134 167H131V168L129 167L131 169V171H129L130 170L129 169L128 172H127L126 171V167H128L129 164H130V166H133V165H131V162H132ZM103 163L106 164V165L104 166ZM101 164H102V166H101ZM67 165L69 167H67ZM187 165L185 164L183 166V168L185 166H187ZM75 166H77V167H75ZM178 166H179V164H178ZM230 166H231V164H230ZM50 167H51V170L53 168H55V169H53L52 172H50L51 171ZM59 167L62 170L60 169V171H59ZM149 167H151V168H149ZM179 167L176 168L177 169L176 173H177V175L179 174L178 177L180 178V181L182 180V182H183V174H182L181 169L179 170ZM0 168H2V167H0ZM65 168H67V169H65ZM69 168H72V169H69ZM77 168H78V170H77ZM132 168H134V169L132 170ZM231 168H232V166H231ZM136 169H137V171L138 170L139 171L135 172ZM69 170H71V171H69ZM105 170H107V171H105ZM116 170H118V171H116ZM53 171H55V172H53ZM63 171H65V172H63ZM67 171H68V173H67ZM1 172L3 173V174L2 173L1 174L4 175L3 169H1ZM69 172H70V174H69ZM73 172L75 173V177L73 175ZM106 172L107 173L110 172V174L108 173V176L110 175L109 177L107 176ZM113 172H115L116 174H114ZM59 173L62 175V177L64 175V177L63 178L61 176L59 177ZM128 173H130V174L128 175ZM132 173H133V175L136 178L133 175H131ZM5 174H6V172H5ZM66 174H67V176H66ZM68 174L70 176H68ZM79 174L82 175L81 177L83 179L80 177L82 182H79V184L77 185V182L80 179L76 175H79ZM121 174H122V176L120 177ZM114 175H116V176H114ZM149 175H151V176L149 177ZM137 176L140 177V178H138ZM58 177L60 179H58ZM69 177H71V178H69ZM234 177H235V174H234ZM68 178H69V180H68ZM109 178L111 180L113 179V181H114V182L112 181L113 183H115L118 186H121V189H122V186H126L127 185L126 187H123V189L124 188L128 189V191L126 190L127 194H125V197H126V202L125 203L126 204L124 203V201L122 202L124 204H122V205L118 204L119 203V201H118L119 199L115 200V201H117V203H115L114 199L111 198V196H110L111 194L109 193L111 189L109 188V190H108L107 188H108L109 185H106V184H109V182H107L109 180ZM116 178H118V179H116ZM105 179H108V180H105ZM127 179H129V180H127ZM130 179H131V181H130ZM136 179H138V180L140 179V182L138 180H136ZM235 179H236V177H235ZM58 180H60V181H58ZM98 180H100V181H98ZM133 180L136 183L133 182ZM73 181H75V182H73ZM94 181L97 182V185L95 184L96 182H94ZM124 181H127V183L125 182V184H124ZM88 182H89V186H88ZM138 182H139V184H138ZM236 182L238 183L237 179H236ZM85 183H86V185H85ZM91 183H93V184H91ZM241 183L243 185V181ZM41 184H43L44 186L41 185ZM128 184H130V185H128ZM137 185H139V186H137ZM229 185L230 186L232 185V187H230ZM74 186L76 187L77 193H76V190H75ZM105 186H107V187H105ZM131 186H133V187L131 188ZM82 187L84 188V190H83L84 192L80 191V190L83 189ZM78 188H80V189H78ZM87 188L91 189L94 193L91 192V190L89 191ZM129 188H131V189H129ZM137 188H138V190H136ZM243 188H244L245 192H247L246 189H245V186ZM106 189H107V191H105ZM56 190H57V192H55ZM191 190H192V192H191ZM40 191H42V189ZM78 191H79V193H78ZM137 191H138V193H137ZM163 191L161 190V195L158 194V192H157L158 197H161L162 194L164 195ZM122 192H124V191H122ZM240 192H241V190H240ZM100 193H101V196L103 195L102 198L100 196ZM45 194L47 196H44ZM71 194L73 196H71ZM246 194L248 195L247 196L248 199H249V196H250V199H251L252 195L250 194V192H249L250 195L248 193H246ZM57 195H59V194H57ZM62 195L63 194H61V196ZM76 195H78L77 196L78 198L76 197ZM94 195H96V196H94ZM133 195L134 196L137 195L135 198H137L139 200L137 201V199H135ZM241 195L243 197V200L245 201L242 192H241ZM43 196L46 197V198L43 199V201H40ZM64 196H62L61 199ZM92 196H94L96 198V201H98L97 203L99 205L96 204V202L94 200L95 198L92 197ZM97 196H98V198H97ZM227 196H229L230 201H227V198H228ZM81 197H82V199H81ZM91 197H92V199H91ZM84 198H86V199L88 198L91 202H89L88 199L85 200ZM161 198H162V200L163 199H167L166 197L164 198V196L161 197ZM168 198H171V197L169 196ZM171 199H167L169 201L168 203H170L172 201ZM122 200H124V199H122ZM129 200L131 201L130 198H129ZM133 201H132V203H133ZM42 203H44V205ZM77 203H79V204H77ZM90 203H91V205H90ZM114 203L118 204V206L121 205V207H118ZM203 203H204V207L201 206V204L203 205ZM234 203H236V206L234 205ZM22 204L23 205L25 204L26 206H22ZM37 204L34 203L35 206H37ZM27 205L30 207L29 209H31L30 213L27 211L28 210L27 209L28 208ZM125 205H127V206H125ZM260 205H262V204H260ZM70 206L72 208L71 210H69ZM251 206H252V204H251ZM20 207L21 208L22 207H26V209H24V208L20 209V210H23V211L19 212L18 208H20ZM58 208L55 209V210H59ZM98 208H99V210H98ZM15 210H17V211H15ZM63 210H64L65 213L63 212ZM72 210L74 211V213H73ZM13 211L15 213L16 212L17 213L13 214ZM91 211H93V212H91ZM248 211H249V209H248ZM105 212H107L108 214L105 213ZM134 212L137 213L135 210H134ZM139 212L141 213V210ZM27 213H29V217H28ZM99 213H101V214L99 215ZM55 214H57V215H55ZM95 214L98 215V216L96 217ZM134 214H133V217H134ZM15 215H17V216H15ZM83 215H85V216H83ZM105 215H106V217H105ZM200 216H201V218H200ZM27 217H28V219L29 218L30 219L28 220ZM95 217H96V219H95ZM24 218L22 217L21 220H23ZM145 218L143 217V219H145ZM250 218H251V221H252V227L255 229V231H257V229H256V227L254 225V222L252 220L251 215H250ZM256 219H257V221H258V223L260 225V229H261V224H260V221L258 220L257 215H256ZM24 221H23V223H21V222L20 223L24 224ZM141 221H142V223H144L143 220H141ZM201 221H204V222H201ZM26 222H25V224H26ZM55 222H53V224H56ZM20 223H17V224L15 223L17 226H19L18 230H20V231L25 230L27 228V225H21ZM44 223H46V222H44ZM44 223L42 225L43 227L41 226L42 228L34 226L33 224L29 223L30 224L29 228H30V226H33L34 228L37 227L38 229L41 228V230H44L46 227L52 225V224H48V225L45 224L44 225ZM132 223H134L135 226H133ZM100 224L102 225L100 227L101 231H96L97 226H100ZM138 224L139 223H137V225ZM12 225H14V223H12ZM12 225H10L8 223V225L6 227H9V226H12ZM35 225H36V223H35ZM15 226H14V228H15ZM126 226H129V227H126ZM145 226H146V223H145ZM169 226H172V224L170 223ZM64 227H66V226H64ZM134 228L136 229V232L138 234L136 235V232H135L134 234L136 236H134V239H133V236H131V235H133V233H130L131 230L129 231V229H132L131 232H134V230H135ZM155 228L157 229V227H155ZM30 229H28V231ZM142 229H144V228H142ZM25 232H27V230ZM261 232H262V234L264 233L263 230ZM144 234H147V235H144ZM168 235H166L165 237H167ZM171 235L172 234L170 233V236ZM257 235H258V233H257ZM143 236H146V237L142 238ZM263 236H264V234H263ZM51 237H49L50 239H46L44 241V243H46L49 240H51ZM119 237H121V236H119ZM139 237L136 238V239H139ZM11 238L8 239V237H7L6 241H7L8 245H9V242L11 240L12 241H16L14 239H16V238L19 239V235H14ZM20 238H22V237H20ZM219 239H221L222 241H219ZM8 240H10V241H8ZM31 240H32V238H31ZM6 241H5V244H6ZM154 241L156 243V241H158V239H156ZM3 242H0V243L4 244ZM30 242L32 243L33 241H30ZM106 242H109V241L106 239ZM158 242H160V241H158ZM158 242H157V244H158ZM12 243H14V242H12ZM44 243H42V244L41 243H37V244L35 243L37 246H34L35 244L32 243L33 247L32 246L31 247L32 248L36 247V249H35L36 253H35L34 250H33L34 252L31 253L32 251H31V248H30L31 252L30 253L28 252V253H29V256H31L30 257L31 260L33 259V257L35 255L37 256V254H40V253H38V251L39 250L41 251V249L44 246ZM74 243H75V241H74ZM144 243H146V241H144ZM155 243H154V245H156ZM161 243L162 242H160L159 244H161ZM166 243L165 244L162 243L159 246H155V248L158 247L159 251L164 252V251H166V248L168 247ZM39 244H40V246H38ZM147 244L149 246L150 242L148 241ZM218 244H221L223 249H221L222 247H219ZM6 245H1L0 244V252H1V250L3 248L5 250V246ZM146 245L142 244L141 247H146ZM162 245H164V246H162ZM10 246H8V248H10ZM71 246H70V248H71ZM12 247H13V245H12ZM54 249H56V248H54ZM71 249H73V248H71ZM104 249H105V247H103V245H102V252H103V254H105V256L102 255V258H104V259L101 260V256H99V259H97V257H96L97 260L95 259V257H91V258H94V259L91 260V258L90 259L87 258L88 259L87 262L80 261L81 263H79V264H83V263L84 264H86V263L87 264H94V263L96 264L97 262H98L97 264H113L114 262H115L114 264H120V263L121 264H125L127 261L130 262V260H132L131 263H133V264H138V263L139 264H146L145 262H147L146 260L145 261H143V260L141 261V259H145L144 257L140 256L143 253L142 251L144 250V248H142L143 249L142 251H139L140 250L139 249L138 250L139 252L137 250H135L136 252L134 251L131 254L129 253L130 255L128 254L129 256L126 255L125 257H115V256L112 257V255L111 256L108 255L109 252L106 253L107 250H104ZM6 250H9V249H7V247H6ZM6 250L4 252H6ZM69 251L70 252H75L76 249H74L73 251L72 250H69ZM51 253L50 254L46 253V255H44V256H47V254H48V256H50V257H49L48 260H46L48 256L46 257V259H44V257H43L42 259H44V261L42 260L43 263L41 261L42 264H45L44 263L45 261L47 263L49 260H52L51 256H53V255H51ZM65 253H63V254H65ZM77 253H75L76 254L75 256L73 255L74 257L73 256L70 257L71 258L70 260L73 259L74 261L70 262V260H67L66 264H68V263L72 264V262L74 264V263H76L75 262L76 259H78L77 261H79V257L77 255ZM30 254H32V255H30ZM135 255H136L135 258L132 257V256H135ZM29 256H27V260L24 262V264L27 263V262L30 263L31 260L28 258ZM130 256L132 258H134L135 260L131 259ZM126 257H127V259L129 258L130 260L129 259L127 260ZM137 258L140 259V260H138ZM191 258L192 259H189V260L192 262V264H210V260L209 259H203V260H200V261L196 262L195 258H193V257H191ZM110 260L112 262H110ZM125 260H126V262H125ZM105 261H108V262L106 263ZM0 264H1V262H0ZM38 264H40V263H38Z\"/></svg>",
	"mask_w": 264,
	"mask_h": 264
},
{
	"label": "crops",
	"instance_id": "crops-1",
	"mask_svg": "<svg viewBox=\"0 0 264 264\" xmlns=\"http://www.w3.org/2000/svg\"><path fill=\"white\" fill-rule=\"evenodd\" d=\"M184 1L189 5L191 13L198 12L199 8L207 17L211 16L200 6L198 3L200 0ZM250 1L256 4L255 0ZM181 13L185 14L186 10H181ZM237 14L234 13V16ZM245 15L250 19L253 34L247 32L237 37L235 53L224 52L221 49L215 52L209 47L202 46L206 50H198L197 60L203 66L206 65L217 79L224 95L220 97L215 89L210 88L215 113L230 137L241 148L248 171L256 177L260 187L264 188V130L260 132L262 134L258 132L260 128L264 129V100L261 99L264 92V54L260 52V49L264 48V9H251L248 3ZM225 25L227 24L222 21L218 25L209 21L203 27L211 31L216 27L218 30L224 28ZM187 27L194 35L199 32L197 24L189 22ZM219 59L227 61L216 62ZM212 60L215 62L212 63ZM200 65H197L198 73L203 68ZM220 74L225 76L227 83ZM260 203L264 205V193L260 196ZM259 215L264 221V211H260Z\"/></svg>",
	"mask_w": 264,
	"mask_h": 264
},
{
	"label": "water",
	"instance_id": "water-1",
	"mask_svg": "<svg viewBox=\"0 0 264 264\" xmlns=\"http://www.w3.org/2000/svg\"><path fill=\"white\" fill-rule=\"evenodd\" d=\"M193 72H194V74H195V76H196V79H197L198 82L200 83V87H201L202 93L204 94V98H205V100H206L207 106H208V108H209V110H210V113H211V115H212V118H213V120H214V123H215V125H216V127H217V129H218V132H219V134H220V137H221V139H222V142L224 143V139H223V136L221 135V132H220L219 126H218V124H217L216 116L214 115V112H213V110H212V107H211L210 101H209V99H208V97H207V95H206V93H205V91H204V88H203V86H202V84H201V81L199 80V76H198L197 72H196L195 70H193ZM246 200H247V199H246ZM252 216H253L254 220H256V218H255V216L253 215V213H252ZM256 223H257V222H256Z\"/></svg>",
	"mask_w": 264,
	"mask_h": 264
}]
</instances>
